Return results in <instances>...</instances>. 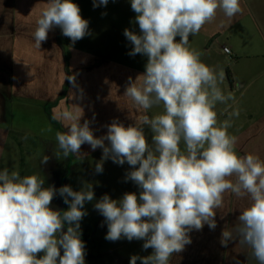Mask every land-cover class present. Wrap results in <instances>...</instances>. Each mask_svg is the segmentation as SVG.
Listing matches in <instances>:
<instances>
[{"label": "clouds", "instance_id": "clouds-1", "mask_svg": "<svg viewBox=\"0 0 264 264\" xmlns=\"http://www.w3.org/2000/svg\"><path fill=\"white\" fill-rule=\"evenodd\" d=\"M92 2L96 8L107 6L109 0ZM130 4L139 33L124 30L132 45L128 55L140 54L147 62L135 80L128 78L123 95L140 114L128 126L114 119L106 134L97 137L88 120L81 123L82 108L65 110L53 117L67 129L56 133V148L64 157L77 159L85 155L84 144L93 151L102 149L96 173L103 172L108 159L130 166L125 181L138 186L139 194L125 192L120 199L105 194L94 205L107 225L106 240H142L144 250L152 249L150 255L131 256L129 264H169L191 243V231L217 227V210L226 193L248 203L231 229L222 231L221 245L236 241L250 250L257 264H264V160L235 150L237 138L228 129L239 110L229 112L223 121H218L215 110L223 104L227 112L229 101L235 99L221 88L225 72L205 64L202 53L189 45V37L211 22L217 10L229 18L241 13V0H130ZM56 27L73 44L89 35V21L74 0H47L32 33L35 47L40 49ZM67 79L75 83L74 77ZM161 106L158 114H144ZM48 159L43 156L41 163ZM44 183L36 174L0 170V264H85L81 221L87 215L85 203L95 198L92 185L85 183L75 191L69 185L56 189ZM57 194L67 210L50 207Z\"/></svg>", "mask_w": 264, "mask_h": 264}, {"label": "crops", "instance_id": "crops-1", "mask_svg": "<svg viewBox=\"0 0 264 264\" xmlns=\"http://www.w3.org/2000/svg\"><path fill=\"white\" fill-rule=\"evenodd\" d=\"M46 3L47 0H0V166L14 139L9 123L11 110L14 114L21 110L25 116L29 111L44 117L57 133L59 128L62 132L67 129L59 118L53 117H59L65 110L82 108L81 123L88 120L97 137L106 134V126L114 119L128 126L140 114L123 94L128 78L135 80L145 69L126 59L118 60L112 48L65 47L58 27L49 31L40 49L35 47L32 33ZM241 7L242 12L231 18L217 10L211 22L189 37V45L203 53L207 62L210 50L207 47L216 44L231 62L221 88L225 94L233 93L235 99L229 101L231 107L227 112L225 105L217 104L218 121L239 110V116L232 117V127L228 129L237 138L235 150L240 155L254 154L264 160V0H241ZM120 10L122 21L129 20L132 9L129 12L128 0L122 2ZM222 34L229 38L221 47L218 38ZM257 39H261L263 46ZM224 47L230 49V55L224 52ZM245 59L247 63H241ZM69 76L75 78L74 84L68 81ZM162 110V106L154 107L144 114L151 117ZM145 133L151 141L150 129L146 127ZM81 152L85 154L82 159L75 157V191L90 183L95 194L92 202L85 203L87 215L81 221L86 263L129 264L133 255H150L152 249L144 250L142 240H106L107 225L94 208L105 194L112 199H120L125 192L139 194L138 186L125 181L130 166L108 159L103 172L96 173L95 164L102 157V149L93 151L84 144ZM247 203L246 199L226 193L223 207L217 210V227L210 230L205 225L200 231H191V243L174 254L169 264H237V261L257 264L250 250L238 242H229L227 247L220 243L222 231L231 229Z\"/></svg>", "mask_w": 264, "mask_h": 264}, {"label": "rangeland", "instance_id": "rangeland-1", "mask_svg": "<svg viewBox=\"0 0 264 264\" xmlns=\"http://www.w3.org/2000/svg\"><path fill=\"white\" fill-rule=\"evenodd\" d=\"M125 1L127 0H115V2L109 0L107 6L93 8L92 0H74L79 5L83 18L89 21V35L74 44L69 38L61 35V43L65 47H92L102 50L112 48L118 60L126 59L128 63L136 64L145 69L147 57L140 54L134 57L128 55L132 45L124 36V30L127 28L139 33V26L134 22L136 13L133 10L128 14L129 20L122 21L120 6ZM129 3L130 0H128L130 12L131 4ZM228 38L229 36L226 34L220 35L218 40L221 47ZM257 40L263 46L261 39ZM207 48H210L207 52L209 55L208 63L204 60L203 53L201 60L205 64L215 67L217 71L223 69L225 78H227L226 68L228 64L231 65V62L225 59L218 45L215 44V46ZM247 61L245 59L241 63H247ZM19 112L16 111L14 114L11 110L9 114V123L13 127L14 139L7 147L0 170L4 168L9 169V171L15 170L21 176L36 174L44 178V187L54 186L59 189L61 186L69 185L75 190V156L64 157L63 153L56 148V133H54L53 124L35 113L27 111L25 116L23 115L25 111L20 110ZM43 156L49 158L46 164L41 163ZM50 207L63 211L67 210L68 205L57 194ZM66 227L64 228L65 231ZM82 235L81 239L84 241ZM62 251L61 249V254ZM86 259L85 264H88Z\"/></svg>", "mask_w": 264, "mask_h": 264}, {"label": "built area", "instance_id": "built-area-1", "mask_svg": "<svg viewBox=\"0 0 264 264\" xmlns=\"http://www.w3.org/2000/svg\"><path fill=\"white\" fill-rule=\"evenodd\" d=\"M224 52H225L226 54H228V55L231 54V51H230V49H229L228 47H224Z\"/></svg>", "mask_w": 264, "mask_h": 264}, {"label": "trees", "instance_id": "trees-1", "mask_svg": "<svg viewBox=\"0 0 264 264\" xmlns=\"http://www.w3.org/2000/svg\"><path fill=\"white\" fill-rule=\"evenodd\" d=\"M59 131L62 132V130L59 128Z\"/></svg>", "mask_w": 264, "mask_h": 264}]
</instances>
